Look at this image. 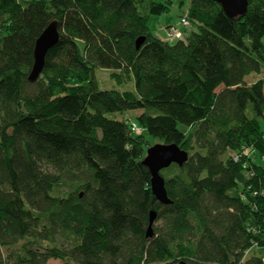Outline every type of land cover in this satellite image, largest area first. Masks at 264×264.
Wrapping results in <instances>:
<instances>
[{"label":"trees","instance_id":"trees-1","mask_svg":"<svg viewBox=\"0 0 264 264\" xmlns=\"http://www.w3.org/2000/svg\"><path fill=\"white\" fill-rule=\"evenodd\" d=\"M188 1L198 32L168 42L149 20L172 0H0V264H264V0L235 18ZM97 69L133 90H101ZM130 111L140 135L108 117ZM145 135L189 154L161 172L171 205Z\"/></svg>","mask_w":264,"mask_h":264},{"label":"water","instance_id":"water-1","mask_svg":"<svg viewBox=\"0 0 264 264\" xmlns=\"http://www.w3.org/2000/svg\"><path fill=\"white\" fill-rule=\"evenodd\" d=\"M217 3L223 12L229 18H235L239 15L246 14L248 10L249 0H209ZM58 22H51L37 39L34 47V64L28 80L31 84L37 82L43 73L45 60L48 52L52 50L59 42ZM145 39L139 38L136 41V48L139 50L144 44ZM189 160L188 152L181 149L176 144H156L149 147L146 152V157L142 164L148 168L151 175V191L156 200L164 205H171L173 202L169 198L165 179L161 172L168 169L172 165L183 167ZM157 211L152 210L149 213V223L146 230V238H152L154 235L153 228L157 219ZM180 264H188L186 261H181Z\"/></svg>","mask_w":264,"mask_h":264},{"label":"rangeland","instance_id":"rangeland-1","mask_svg":"<svg viewBox=\"0 0 264 264\" xmlns=\"http://www.w3.org/2000/svg\"><path fill=\"white\" fill-rule=\"evenodd\" d=\"M190 6V2L188 0H172V5L170 7V11L162 16H154L151 17L149 20V29L151 33L159 38V39H166V29L169 26H175L179 24L182 17L185 16V14L188 12ZM187 32L193 33L198 32V28L196 25H193L191 23V26L187 30ZM113 71L106 70V69H97L95 72L96 79L99 83L100 89L104 91H126V90H133L134 85L132 82L125 83V84H118L117 81L111 78V74ZM259 77L257 76H250L247 78V82H254ZM222 88H219L217 92H220ZM141 111H130L125 113V115L120 114H112L108 117L115 119V120H122V119H128L129 122L136 121V118L141 114ZM261 126L264 129V121L261 122ZM179 128L182 130L184 127L179 126ZM146 141L148 142L147 149L149 147H152L156 144H162V140L158 138H153L150 136L145 135ZM69 182V181H68ZM160 225L159 223H155V226ZM251 255L245 254L240 257L242 261H246ZM48 264H62L60 261H50Z\"/></svg>","mask_w":264,"mask_h":264},{"label":"built area","instance_id":"built-area-1","mask_svg":"<svg viewBox=\"0 0 264 264\" xmlns=\"http://www.w3.org/2000/svg\"><path fill=\"white\" fill-rule=\"evenodd\" d=\"M191 26L187 15H185L184 17H182L181 21L179 22V24L175 25V26H170L166 29V39L165 41L168 42H176L180 39H182L183 37L186 36L187 34V30L189 29V27ZM132 131L136 134V135H140L143 130L141 129V127L138 126L137 123L135 122H131L130 123Z\"/></svg>","mask_w":264,"mask_h":264},{"label":"crops","instance_id":"crops-1","mask_svg":"<svg viewBox=\"0 0 264 264\" xmlns=\"http://www.w3.org/2000/svg\"><path fill=\"white\" fill-rule=\"evenodd\" d=\"M170 27V26H169ZM168 28V27H167Z\"/></svg>","mask_w":264,"mask_h":264}]
</instances>
